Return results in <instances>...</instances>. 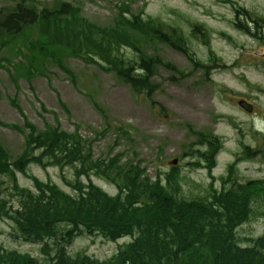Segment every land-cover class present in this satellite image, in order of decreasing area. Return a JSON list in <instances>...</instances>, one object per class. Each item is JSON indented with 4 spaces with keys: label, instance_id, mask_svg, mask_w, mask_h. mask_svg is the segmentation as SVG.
Here are the masks:
<instances>
[{
    "label": "rangeland",
    "instance_id": "1",
    "mask_svg": "<svg viewBox=\"0 0 264 264\" xmlns=\"http://www.w3.org/2000/svg\"><path fill=\"white\" fill-rule=\"evenodd\" d=\"M56 1L78 5L81 14L90 22L106 26L117 13L114 4L124 0H40L42 5L38 6L41 9ZM130 1L134 13L147 3L145 18H158L164 23L165 31L171 32L169 27H173L183 32L195 58L213 67L210 79L204 78L203 71L194 69L188 58L179 51L166 45H159L157 49L151 46L147 50L150 55L159 54L163 61L170 62L187 76L183 79L164 66L157 68L153 82L160 85V89L153 97L157 103L153 106L149 97L145 94L135 95L128 85L119 83L113 74L102 71L100 66L71 56L66 57L64 63L76 75V83L51 62L46 64L44 74L35 73L30 79L24 75L19 78L13 66L22 61L21 57L3 49L1 55L14 60L13 64L6 63V67H0V142L8 151L10 161H16L23 154L26 141L23 133L4 124L22 126L27 120L38 131H43L45 125L49 124L68 134L75 133L76 125L81 124L78 132L86 139L85 147L90 148L94 159L105 160L121 154V163L138 162L139 167L147 170L153 179L157 174L164 178L172 167L170 162L178 159L181 172L179 181L187 200L208 197L212 193L211 176L215 177V188L222 189V179L229 177V165L237 155L242 154L244 146L252 148L256 155L239 163L233 170L232 179L241 183L264 179V0H234L258 16H253L254 19L261 20V27L254 30L253 24L248 23L245 16L238 17L249 25L251 34L235 26L237 17L234 8L221 0ZM16 2L19 0H0V10L6 12ZM5 18L0 19V23ZM195 23L208 30L209 44L193 37L191 26ZM223 33L232 37L233 41L227 40ZM33 34L35 36L37 32ZM210 50L221 60H211ZM126 56L133 58L134 53L126 50ZM239 99L254 106L253 112L240 109L237 104ZM159 105L165 107L168 113L161 112ZM185 124H189L194 132H205L221 138L223 147L212 173L194 166L199 161L196 154L199 145L197 137ZM126 127L131 128L129 136L132 141L117 134L116 130ZM34 154L38 155L36 152ZM100 171L105 172V169ZM27 173L44 183L53 182L60 190L73 196L77 195L67 185V182L76 181L72 168L67 167L61 172L59 168L44 169L33 164ZM15 174L21 187L35 191L29 176L17 171ZM91 178L85 175L79 180L86 185L91 181L111 196L117 193L110 182L94 175ZM2 181L0 205L4 201L5 208L11 212L18 206L13 182L7 175L2 176ZM231 187L232 183L224 186L226 189ZM262 207L264 205L258 203L253 209ZM60 227L65 226L61 224ZM16 233L14 222L0 217V248L31 256L40 263H48L50 256L55 255L56 243L59 247L66 245V239L48 238L47 248H43L44 242H25L16 238ZM262 236L264 210L256 212L249 222L236 230V241L241 247L252 245L251 240ZM133 240V237L125 236L113 242L99 233H83L73 240L67 252L73 257L86 254L92 259L104 261Z\"/></svg>",
    "mask_w": 264,
    "mask_h": 264
},
{
    "label": "trees",
    "instance_id": "2",
    "mask_svg": "<svg viewBox=\"0 0 264 264\" xmlns=\"http://www.w3.org/2000/svg\"><path fill=\"white\" fill-rule=\"evenodd\" d=\"M221 1L234 8L238 29L251 34L249 25L240 21L239 16H245L254 30L261 27V20L254 19L256 15L238 2ZM117 10L112 23L101 27L82 17L77 7L61 3L54 10L40 11L35 0L19 2L7 10L6 18L0 23V54L7 47L26 60V64L20 62L14 66L18 74L39 60H51L73 82L76 76L67 68L64 59L68 56L80 57L86 63L96 64L113 73L135 94L146 93L151 98L157 89L151 81L155 67L162 65L180 72L173 64L163 61L159 54L150 55L147 51L150 45L156 49L158 44H164L186 55L193 66L203 69L209 78L211 67L193 58L181 31L170 28L172 33L166 32L161 21L144 18V10L133 14L130 5L125 2L117 5ZM30 31H37L39 36L34 38ZM192 35L209 44L210 35L204 26L192 24ZM222 36L233 41L224 33ZM21 47L27 50V54L20 50ZM122 47L132 49L136 59H125ZM209 58L221 60L212 50ZM4 61L11 62L0 55V67ZM41 63L28 71V77L33 71L39 72ZM95 106L103 113L97 104ZM63 108L66 110L64 105ZM4 125L23 133L26 141L23 154L14 162L10 161L8 151L0 142V195L3 193L2 176H10L18 204L10 212L2 201L0 217L14 222L18 231L16 238L30 243L44 242L43 248H47L48 238L66 239V244L70 245L76 235L83 232H99L111 240L123 236H131L135 240L116 258L105 262L80 256L82 254L72 259L56 243L57 251L50 256L48 263L0 248V264H264V237L244 248L236 241V229L248 222L255 212L264 210V207L253 209L255 204L264 205V181H248L220 190L211 184L212 193L208 197L187 200L177 181L178 168L168 173L164 183L160 174L152 181L138 165H121L119 155L110 162L94 161L90 148L85 147V141L78 133L81 124L76 125L73 134L49 124L45 125L44 131H38L27 120L22 126ZM107 127L110 128V125ZM116 131L120 138L130 139L129 129ZM196 135L199 145L206 146L205 150L199 149L197 153L206 162L208 171L212 172L222 144L216 137ZM244 157H253L249 148L245 149ZM241 159L237 158L230 165L231 173ZM31 164L44 169L57 167L61 171L73 168L76 181L67 182V185L75 189L77 195L73 197L53 182L44 183L28 175ZM98 166L104 167L103 175L118 189L116 197H110L92 183L85 185L80 182V177L87 175L86 171L89 173L96 169L95 174L100 175ZM16 171L32 179L35 191L18 184ZM61 224L65 227H60Z\"/></svg>",
    "mask_w": 264,
    "mask_h": 264
},
{
    "label": "water",
    "instance_id": "3",
    "mask_svg": "<svg viewBox=\"0 0 264 264\" xmlns=\"http://www.w3.org/2000/svg\"><path fill=\"white\" fill-rule=\"evenodd\" d=\"M239 105H240L242 108L246 109L248 112H251V111H252V107H251V106H248L244 101H240V102H239ZM176 163H177V161H174V162H173V164H176Z\"/></svg>",
    "mask_w": 264,
    "mask_h": 264
}]
</instances>
